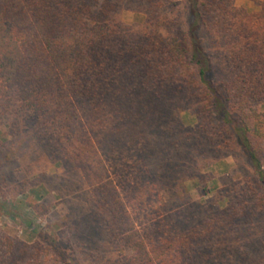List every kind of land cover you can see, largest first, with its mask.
I'll list each match as a JSON object with an SVG mask.
<instances>
[{"label":"trees","instance_id":"16d2710c","mask_svg":"<svg viewBox=\"0 0 264 264\" xmlns=\"http://www.w3.org/2000/svg\"><path fill=\"white\" fill-rule=\"evenodd\" d=\"M141 1L148 13L135 29L121 21L120 0H0V121L14 137L34 136L54 158L81 167L104 218L100 227L120 251L108 264H198L216 228L245 234L243 242L264 255V111L257 108L264 102V6L243 19L235 0H184L182 13L169 16L161 13L165 0ZM180 97L196 128L191 136L165 132L140 159L147 184L138 195L157 193L163 182L155 178L171 167L176 211L187 212L194 205L183 181L211 159L232 155L247 174L227 187L224 209L207 220L195 213L187 222L196 225L155 240L139 234L123 200L131 184L123 181L121 192L107 180L89 117L116 101L152 102L154 112L178 115ZM26 252L11 251L9 264Z\"/></svg>","mask_w":264,"mask_h":264},{"label":"rangeland","instance_id":"374dc122","mask_svg":"<svg viewBox=\"0 0 264 264\" xmlns=\"http://www.w3.org/2000/svg\"><path fill=\"white\" fill-rule=\"evenodd\" d=\"M140 1L120 0L121 21L135 29L144 24L148 13ZM164 2L161 13L169 16L182 13L186 4L184 0ZM234 4L244 19L257 14L264 0H235ZM215 53L216 59H221V49ZM180 100L183 109L178 115H168L160 109L154 112L156 105L152 102L130 105L116 101L102 115L89 117L91 140L107 171V180L121 192L123 181L131 184L132 192L123 193V200L139 234L151 235L155 240L196 225L189 226L187 222L193 220L195 213L207 220L224 209L228 203L227 187L242 182L247 174L244 162H235L232 155L211 159L208 166H200L197 175L183 181L189 206L194 205L187 212L176 211L181 206L174 196L171 167H164L155 178L163 182L157 193H148L146 198L138 195L147 184L140 159L153 151L165 132L191 136L196 128L191 105L184 97ZM257 108L264 111V102ZM13 133L0 121V264H9L11 251L20 247L27 248V252L18 264H108L117 259L120 251L100 227L104 218L81 167L73 159L54 158V153L38 144L34 136L14 137ZM187 155L194 158L193 154ZM204 181L205 189L201 184ZM38 203L47 211L37 214L29 206ZM243 237L245 234L236 230L216 228V242L198 254L197 263L264 262V255L253 249V242L244 243Z\"/></svg>","mask_w":264,"mask_h":264}]
</instances>
